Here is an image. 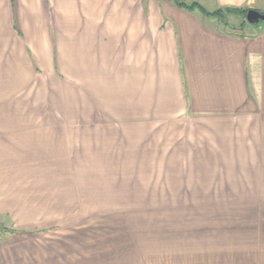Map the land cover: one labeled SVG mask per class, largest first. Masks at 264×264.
I'll use <instances>...</instances> for the list:
<instances>
[{
	"label": "crops",
	"instance_id": "1",
	"mask_svg": "<svg viewBox=\"0 0 264 264\" xmlns=\"http://www.w3.org/2000/svg\"><path fill=\"white\" fill-rule=\"evenodd\" d=\"M186 1L0 0V264H264V26Z\"/></svg>",
	"mask_w": 264,
	"mask_h": 264
},
{
	"label": "rangeland",
	"instance_id": "2",
	"mask_svg": "<svg viewBox=\"0 0 264 264\" xmlns=\"http://www.w3.org/2000/svg\"><path fill=\"white\" fill-rule=\"evenodd\" d=\"M184 1L187 2L186 0ZM187 3H190V2H187ZM200 3H202L208 11H214L215 9H217V3L215 0H200ZM227 8L257 9V10L264 12V0H249L248 3L245 2L239 7H235L233 5V6H227V7L222 8L223 10L222 15L224 16L222 19L224 20L222 21L220 20V21L223 24L222 27H224V30L230 34L238 35V36L242 35L244 37L246 34L250 35V34L255 33L256 30L251 24H249L246 21L245 14H242V12H239V11H233L230 9L228 10ZM258 212H260V210ZM242 216H245V214H242ZM255 217L257 216L250 215V217H248L245 224L241 220V225L239 226L233 221L232 228L233 230H237V231L235 232L234 235L230 236V238H227V239H232V241H236L237 239H239L241 244L244 245V247L248 250L246 252L248 253V257H247L248 260L254 258L255 260L261 259L262 261H264V256L262 257L261 255H258V254H261V252L264 253V233L258 234L261 227L258 226L259 223L257 220L259 219V217H257V219H255ZM247 227H248V232H242V230L246 229ZM10 234H12L11 225H8L6 222L4 223L0 221V238L4 239L8 237ZM241 236H242V239L240 240ZM252 254L254 256H252ZM259 257H262V258H259Z\"/></svg>",
	"mask_w": 264,
	"mask_h": 264
},
{
	"label": "water",
	"instance_id": "3",
	"mask_svg": "<svg viewBox=\"0 0 264 264\" xmlns=\"http://www.w3.org/2000/svg\"><path fill=\"white\" fill-rule=\"evenodd\" d=\"M246 14V21L251 24L256 31H261L264 26V12L257 9H249Z\"/></svg>",
	"mask_w": 264,
	"mask_h": 264
},
{
	"label": "trees",
	"instance_id": "4",
	"mask_svg": "<svg viewBox=\"0 0 264 264\" xmlns=\"http://www.w3.org/2000/svg\"><path fill=\"white\" fill-rule=\"evenodd\" d=\"M178 6L180 5L181 7L187 8V9H192L193 7H201L199 6L198 3L192 2V3H187L184 0H173ZM202 8V7H201ZM226 9V8H225ZM228 10H233V11H239L242 12V14H245L248 12L249 9H237V8H227ZM207 15H211V16H216L218 17L221 21L224 20L222 19L224 16L223 14V10L219 9L213 13H209V12H205ZM246 15V14H245Z\"/></svg>",
	"mask_w": 264,
	"mask_h": 264
}]
</instances>
